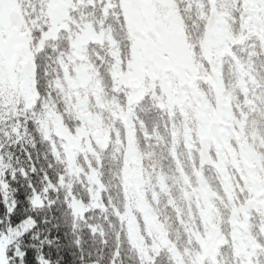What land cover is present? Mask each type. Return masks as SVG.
I'll list each match as a JSON object with an SVG mask.
<instances>
[{"label":"snow or ice","instance_id":"1","mask_svg":"<svg viewBox=\"0 0 264 264\" xmlns=\"http://www.w3.org/2000/svg\"><path fill=\"white\" fill-rule=\"evenodd\" d=\"M264 264V0H0V264Z\"/></svg>","mask_w":264,"mask_h":264},{"label":"trees","instance_id":"2","mask_svg":"<svg viewBox=\"0 0 264 264\" xmlns=\"http://www.w3.org/2000/svg\"><path fill=\"white\" fill-rule=\"evenodd\" d=\"M67 260L70 261V264H77L76 258L71 255H67Z\"/></svg>","mask_w":264,"mask_h":264}]
</instances>
